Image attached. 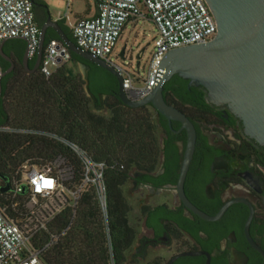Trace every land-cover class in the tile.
I'll return each mask as SVG.
<instances>
[{
  "label": "trees",
  "instance_id": "16d2710c",
  "mask_svg": "<svg viewBox=\"0 0 264 264\" xmlns=\"http://www.w3.org/2000/svg\"><path fill=\"white\" fill-rule=\"evenodd\" d=\"M33 2L34 9L35 3L48 9L43 0ZM68 34L75 42L72 33L68 31ZM51 37L59 38L55 30L46 42ZM0 58L3 70L7 69L10 63ZM35 59H30V66L35 64ZM71 62L88 66L86 79L79 73L72 76L67 64L56 68L49 77L39 68L28 72L22 53L18 54L14 68L2 77L0 125H21L60 133L77 141L96 160L105 162L116 263L138 264L130 257L134 231L120 206L116 186L122 187L132 179L136 168L143 175L154 169L162 152L156 132V110L152 104L138 107L125 104L118 94L117 78L102 66L74 52H71ZM85 85L93 97L87 94ZM163 95L173 106L191 104L193 108L184 113L194 123L208 119L211 104L206 101L202 86L189 85L186 80L172 76L164 84ZM178 95H183L184 99ZM163 126L168 129L166 122ZM59 154L74 165L79 175L80 160L60 142L40 135L0 133V187L11 181L22 164L44 163ZM6 195L0 191V200L4 201ZM24 195L26 191L21 192L18 199ZM153 214L157 221L164 217L159 208H155ZM70 220V211L65 209L52 220L49 232L40 234L36 245L46 242L50 233L63 230ZM143 223L152 227L147 217ZM127 255L128 262L125 261ZM42 259L45 264H112L94 189L81 196L69 228L43 252ZM139 264L163 263L155 258Z\"/></svg>",
  "mask_w": 264,
  "mask_h": 264
},
{
  "label": "built area",
  "instance_id": "2783aa9c",
  "mask_svg": "<svg viewBox=\"0 0 264 264\" xmlns=\"http://www.w3.org/2000/svg\"><path fill=\"white\" fill-rule=\"evenodd\" d=\"M70 1L67 0L68 7ZM95 9L93 15L78 18L71 24L75 43L113 64L123 76L127 96L133 100L145 97L156 85L160 63L167 51L208 42L217 33V22L206 0H95ZM139 20L144 27L145 20L153 23L156 32L147 76L142 77L141 85L135 86L134 81L139 77L113 62L112 56L120 57L117 42L126 25L130 23L134 27ZM14 36L26 38L29 59L35 58L40 25L33 0H0V43ZM124 54L126 58V46ZM70 61L71 50L60 38L53 37L45 44L39 69L49 77L56 68ZM3 71L0 58V79ZM83 151V156H78L82 164L79 175L61 154L39 166L26 162L18 167L10 181L11 188L5 192V200H0V264H45L43 252L69 228L81 196L90 189L95 190L106 239L113 236L105 162L96 160L86 148ZM23 191H26L25 200L19 203L17 198ZM65 209L71 214L68 226L50 233L46 242L36 245L40 234L49 232L52 220Z\"/></svg>",
  "mask_w": 264,
  "mask_h": 264
},
{
  "label": "flooded vegetation",
  "instance_id": "af4514ba",
  "mask_svg": "<svg viewBox=\"0 0 264 264\" xmlns=\"http://www.w3.org/2000/svg\"><path fill=\"white\" fill-rule=\"evenodd\" d=\"M36 17L42 24L48 9L36 5ZM53 32L47 30V38ZM24 41L22 38H17ZM177 76L189 83L188 79ZM211 104L208 119L194 123L196 143L183 181L186 199L206 215L213 216L227 203L217 219H206L190 209L176 191L187 143V131L178 120H169L155 108L160 131L159 154L154 169L142 174L133 171L134 188L147 193L142 234L134 230L130 257L144 260L149 248L165 247L171 253L163 260L167 264L176 253L202 250L210 254V264H262L264 255L254 247L245 233V223L251 207L254 216L250 233L264 250V143L248 133L243 118L229 104ZM181 100L183 95H178ZM189 102V101H188ZM177 107L191 110L189 103ZM166 122L168 129H165ZM155 208L164 217L156 220ZM152 210V212H149ZM179 223V225H178ZM207 255H186L172 264H206Z\"/></svg>",
  "mask_w": 264,
  "mask_h": 264
},
{
  "label": "water",
  "instance_id": "95a60500",
  "mask_svg": "<svg viewBox=\"0 0 264 264\" xmlns=\"http://www.w3.org/2000/svg\"><path fill=\"white\" fill-rule=\"evenodd\" d=\"M206 2L217 22V33L214 38L205 43L189 44L167 51L160 63L161 71L156 85L148 95L139 100H133L127 96L123 88V76L119 70L105 59L78 46L60 22L52 19L49 10L40 26V40L35 64L29 65L27 44L23 50L22 62L28 72L38 70L46 44L47 30L52 28L71 52L102 66L117 78L118 94L125 104L133 107L152 104L169 122L171 120L180 121L181 127L187 131V143L176 191L194 212L206 219H217L229 203L225 204L217 214L209 216L192 205L185 197L183 181L196 143V128L184 112L166 102L163 95L164 84L175 73H178L189 80V85L204 87L212 103L229 104L243 118L248 133L264 143V0H206ZM38 4L35 3V5ZM9 38H22L27 42L22 36ZM9 38L3 39L0 43V56L10 63V66L3 71V76L15 66L12 55L4 50V43ZM124 53L125 46L121 48L119 56L124 58ZM142 53L143 50L137 54V57L140 58ZM86 76L87 72H84L85 79ZM85 88L87 94L93 97L87 85ZM1 92L2 79H0V95ZM13 127L18 129L13 131L19 132L53 133L38 128ZM10 188V182L6 181L0 187V191L6 192ZM253 216L254 209L251 207L245 223V233L251 244L264 255V250L254 241L250 233ZM106 240L112 263L110 241L109 238ZM202 253L207 255L206 264H210V254L202 250L176 253L167 264H172L180 256Z\"/></svg>",
  "mask_w": 264,
  "mask_h": 264
},
{
  "label": "rangeland",
  "instance_id": "374dc122",
  "mask_svg": "<svg viewBox=\"0 0 264 264\" xmlns=\"http://www.w3.org/2000/svg\"><path fill=\"white\" fill-rule=\"evenodd\" d=\"M48 6L50 15L52 19H57L62 17L66 20L73 21L76 17L88 15L91 13L94 5V0H71L70 6H67V0H45ZM147 25L143 26V21L139 20L137 24L133 27L130 23L126 26L121 37L117 42V48L121 49L123 46H126V51L128 56L126 58L112 56V61L120 65L124 70L135 74L138 79H135V86L141 85L142 77H146L152 58V53L154 52L153 36L156 32V27L153 23L148 20H145ZM143 50L142 56L137 57V54ZM52 67V66H51ZM68 72L75 76L76 74H81L83 77L84 69L73 65L70 61L67 64ZM99 111H102L103 108H98ZM155 118V116H154ZM17 127L31 128L28 126L21 125H10ZM157 137L159 140L160 131L157 128ZM0 133H10V134H32L31 132H19V131H0ZM36 135L44 136L46 138L52 139L59 142L58 140L48 136L45 133H34ZM32 134V135H34ZM61 143V142H60ZM62 144V143H61ZM65 146V145H64ZM68 148V147H67ZM69 149V148H68ZM70 150V149H69ZM78 159L79 157L70 150ZM46 162V161H45ZM50 162V160L48 161ZM38 166L40 163L37 164ZM110 190V189H109ZM117 198L120 203V206L126 216V220L130 228L134 231H137L138 235L142 234L143 230V212L146 207L145 200L147 193H142V191L134 188L132 179H129L125 184L120 187L116 186ZM18 202L21 203L25 200V197L18 199ZM170 251L165 247L149 248L147 251V256L144 260L137 259L135 263H144L155 258H158L163 262L170 256ZM129 256L125 257V261L128 262ZM127 264V263H126Z\"/></svg>",
  "mask_w": 264,
  "mask_h": 264
},
{
  "label": "crops",
  "instance_id": "0c3cea01",
  "mask_svg": "<svg viewBox=\"0 0 264 264\" xmlns=\"http://www.w3.org/2000/svg\"><path fill=\"white\" fill-rule=\"evenodd\" d=\"M43 1L46 3L45 0H43ZM39 5H40V6H44L43 4H39ZM46 5H47V4H46ZM44 7H45V6H44ZM34 10H35V9H34ZM48 10H49V9H48ZM95 12H96V9H95V0H94L93 9H92L91 13L88 14V15H93ZM88 15H84V16H88ZM35 16H36V12H35ZM84 16L76 17L73 21H70V22H69L68 20L62 18V17H59V18L54 19V20H58V21L63 20V22H62V23L60 22V24L63 26V28L65 29V31L68 33V31L71 32V24H72L76 19L81 18V17H84ZM36 21H37V20H36ZM37 22H38V21H37ZM38 24H39V23H38ZM127 25H129V23H128ZM127 25H126V26H127ZM131 25H132V24H131ZM125 28H126V27H125ZM124 30H125V29H124ZM71 33H72V32H71ZM52 34H53V32H52L50 35H52ZM51 38H53V37H51ZM18 42L21 43V44H23V47H20L19 44H18ZM25 45H26V41H25V40H24V41H20V40L17 39V38H9V39H7L6 42L4 43V50H5L7 53H9V54L12 55V57L14 58L15 63H16V62H17L18 54H20V53L23 54V50H24ZM6 61H7V60H6ZM73 65H77L78 67L84 69V72H87V70H88V66L85 65V64H83V63L78 62V63H73Z\"/></svg>",
  "mask_w": 264,
  "mask_h": 264
},
{
  "label": "bare ground",
  "instance_id": "6f19581e",
  "mask_svg": "<svg viewBox=\"0 0 264 264\" xmlns=\"http://www.w3.org/2000/svg\"><path fill=\"white\" fill-rule=\"evenodd\" d=\"M11 130H18L16 127L6 125V126H0V131H11ZM46 134V133H45ZM48 136L58 140L61 142L63 145L68 147L70 150H72L77 156L82 157L83 156V147L81 144H79L77 141L68 138L60 133L53 132V133H47ZM110 241V249L112 253V263L116 264V259H115V253H114V242H113V236L109 238Z\"/></svg>",
  "mask_w": 264,
  "mask_h": 264
}]
</instances>
